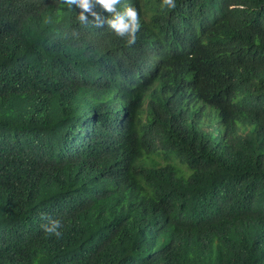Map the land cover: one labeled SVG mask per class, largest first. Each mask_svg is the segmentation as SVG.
<instances>
[{
	"label": "trees",
	"instance_id": "obj_1",
	"mask_svg": "<svg viewBox=\"0 0 264 264\" xmlns=\"http://www.w3.org/2000/svg\"><path fill=\"white\" fill-rule=\"evenodd\" d=\"M161 2L0 0V264H264V0Z\"/></svg>",
	"mask_w": 264,
	"mask_h": 264
},
{
	"label": "clouds",
	"instance_id": "obj_2",
	"mask_svg": "<svg viewBox=\"0 0 264 264\" xmlns=\"http://www.w3.org/2000/svg\"><path fill=\"white\" fill-rule=\"evenodd\" d=\"M57 2L60 8L66 6L72 9L73 5L79 8L80 12L77 16L81 26L99 28L107 25L116 37L125 40L127 46L131 47L136 44L141 20L138 10L130 4L125 5L121 10L118 7L121 0H57ZM176 7V0H162L161 2V8L173 10ZM97 8L100 11H97ZM101 13H107L108 16L105 17ZM61 227L60 221L52 220L50 224L44 226V230L59 238L62 235L59 231Z\"/></svg>",
	"mask_w": 264,
	"mask_h": 264
}]
</instances>
